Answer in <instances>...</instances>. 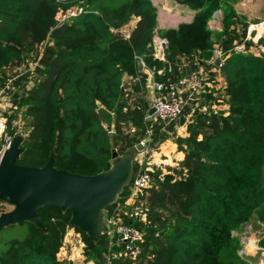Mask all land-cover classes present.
Returning a JSON list of instances; mask_svg holds the SVG:
<instances>
[{
	"label": "trees",
	"instance_id": "16d2710c",
	"mask_svg": "<svg viewBox=\"0 0 264 264\" xmlns=\"http://www.w3.org/2000/svg\"><path fill=\"white\" fill-rule=\"evenodd\" d=\"M177 1L198 10L193 21L159 30L152 0H0V89L37 58L59 11L78 5L86 10L72 18L60 40L52 37L41 77L15 98L27 125L18 162L43 167L54 151L59 169L84 175L108 170L114 149L123 154L137 143L135 136L109 133L114 117L136 124L143 133L148 111L143 99V107L123 111L124 74L140 75L143 88L142 58L154 72L163 70L161 81H174L181 75L180 58L188 61L185 72H190L195 58L218 42L228 52L216 65L224 86L212 90L221 109L195 114L189 135L178 139L185 152L183 174L158 178L141 193L150 208L147 221L125 223L144 231L139 264H252L240 255V240L233 233L251 219L264 222V53L232 49L238 38L235 0ZM218 10L223 12L222 30L209 26ZM133 15L140 19L128 37L113 30ZM156 33L167 40L166 61L154 57ZM142 88L135 86L139 92ZM13 117L7 132L14 137ZM133 176L118 200L106 207L107 214L126 205ZM37 211L45 228L25 222L24 238L0 244V264H60L72 212L54 206ZM75 229L86 244L87 261L128 264L119 255L124 243L117 236L111 239L105 231L106 248Z\"/></svg>",
	"mask_w": 264,
	"mask_h": 264
},
{
	"label": "crops",
	"instance_id": "0c3cea01",
	"mask_svg": "<svg viewBox=\"0 0 264 264\" xmlns=\"http://www.w3.org/2000/svg\"><path fill=\"white\" fill-rule=\"evenodd\" d=\"M152 1L158 9L157 29L159 30L170 27L177 28L179 24L183 22L190 23L193 21L195 14L198 12L197 9H194L184 3H180L177 0ZM218 11L222 12V10ZM139 19V16L133 15L128 22L121 25L120 28L113 27V30L118 34L128 37L132 30L136 27ZM211 24L212 19L209 22V26L212 29L222 30V23L215 27H212ZM237 25L236 27L239 31L240 29ZM254 34L255 32L250 25L249 28H247V35L245 36V38L251 42L249 45L250 47H248V51L259 54L261 52L257 50V47L262 44H260V40L258 41V43H256ZM160 37L161 36L156 33L153 41L155 45L159 43L160 39L162 38ZM48 41L49 39H47L39 46L40 53L37 58L33 62L29 63L28 66H24L19 70V73L16 75V77H14L11 86L6 91L2 103V110L7 121V126L9 123V118L12 115H14V119L12 120V124L14 126H16L18 120H22V115H19V113H23V110H21L18 107L17 103H15V98L16 96H19L23 92L29 90L41 77L39 69L43 68L42 61L47 52V48L53 45L52 43L48 45ZM237 42L238 40L235 39L233 44ZM215 47H218L217 43L215 44ZM181 60L185 61L186 59L181 58ZM143 63V70L140 71H143L146 75V81L143 83L144 89L141 87L142 80L140 75L124 74L123 76V82L125 84V99L127 103V105L123 107V111L127 112L129 108H140L143 105L142 99L148 104V111L144 118L145 126L143 133H140L142 129H140L136 124H133L132 122L126 120L117 121L116 116L114 117L113 123L110 127L111 129H113L114 134L119 132L125 135L135 136L137 138V143H139L141 140L146 141L147 148L140 152L135 158V168L136 172L149 170L152 174L155 184L158 182V178L161 179L166 173L174 174L176 176H181L183 174L184 169L181 166V162L185 157V152L179 147L178 139L185 138L189 135V124L193 121L194 116L197 112L204 113L206 110L211 109L212 102L214 103V109H221V105L216 103V94L214 93V91L222 88L224 86V82L219 69L216 67V64L212 61H203L201 63V67L207 72L208 76V83L205 86L204 91L200 90L197 92H191L187 88H181L183 112L178 118L164 121L153 117L151 120H147L146 117L148 114H150L153 98L154 96L160 94L157 90H155L151 82L153 79H155L156 81H161L159 78L163 73V70H160L158 71V73H156L149 67H147L145 65V62ZM185 63L186 65H188L186 61ZM185 67L186 66L184 64H181V66H179L181 75L176 76L174 80L188 73L185 72ZM137 84L140 86V88H142L140 92L135 89V86ZM212 90H214L213 93ZM209 98H213L214 100L208 101ZM133 128L135 129L134 131H132ZM130 196L127 201L133 202V199H131ZM71 230L72 232L69 230L67 232L64 245L58 254L59 259L62 253L65 254L66 252H71V249L67 250L68 246L77 244V237H79L80 233L78 231H75V229ZM79 243L80 245L82 244L81 238L79 240ZM64 250L66 251L63 252ZM85 264L91 263L88 261Z\"/></svg>",
	"mask_w": 264,
	"mask_h": 264
},
{
	"label": "water",
	"instance_id": "95a60500",
	"mask_svg": "<svg viewBox=\"0 0 264 264\" xmlns=\"http://www.w3.org/2000/svg\"><path fill=\"white\" fill-rule=\"evenodd\" d=\"M68 24L52 30V36L60 40ZM140 51H137V56ZM214 50L202 52L203 61L211 62ZM221 66L220 58L215 60ZM139 69L144 63L139 61ZM213 102L211 110L213 109ZM155 108L150 109V114ZM24 134L18 132L0 159V200L13 206L12 210L0 214V230L10 225L32 222L45 228L38 209L54 206L63 211L71 210L68 230L78 227L102 247H109L103 238L106 231V207L114 204L134 174L133 165L137 155L146 149L142 142L123 154L114 149L112 166L94 175H84L59 169L55 165V152L43 167L22 165L18 161L24 152Z\"/></svg>",
	"mask_w": 264,
	"mask_h": 264
},
{
	"label": "built area",
	"instance_id": "2783aa9c",
	"mask_svg": "<svg viewBox=\"0 0 264 264\" xmlns=\"http://www.w3.org/2000/svg\"><path fill=\"white\" fill-rule=\"evenodd\" d=\"M85 11V8L79 5L71 6L65 10L59 11L56 16V27L62 24H68L72 18ZM251 26L255 32V41L258 43V41L264 37V20ZM52 37V34H50L47 39H52ZM158 44H160L159 48L162 49L157 52L156 56L158 59L166 61L165 48L167 40L161 38ZM213 50L214 58L212 62L214 63L218 58L223 61V57L228 54V52L220 47H215ZM233 50L237 52H247L248 47L245 44H236ZM262 52H264L263 48ZM201 59L202 58L197 56L193 62L196 68L183 76L178 77L174 81L169 80L168 83H166L164 81H156L155 79L152 80L151 84L160 94L154 96L152 107L155 108V112L153 114H148L146 117L147 120H151L153 117L164 121L178 118L183 112L181 88H187L191 92H197L200 90L204 91L205 86L208 83V76L207 72L201 67ZM13 80L14 78H10L7 84L0 89V159L13 140V136L7 132V121L2 110L4 96ZM134 130L135 129L133 128L132 131ZM109 133L111 135L114 134L113 129L109 128ZM140 142L145 144L147 148L145 140H141ZM153 185V177L149 170L134 173L130 194V198L133 199V202L126 201V205H117L115 209L108 214L106 211V219L108 222L106 232L111 239L117 236V241L124 243V252L132 258L138 257L141 252L140 243L144 240V231L135 224H126L125 220H135L140 222L147 221L150 208L147 203L141 199V193ZM121 254L122 253L119 255Z\"/></svg>",
	"mask_w": 264,
	"mask_h": 264
},
{
	"label": "rangeland",
	"instance_id": "374dc122",
	"mask_svg": "<svg viewBox=\"0 0 264 264\" xmlns=\"http://www.w3.org/2000/svg\"><path fill=\"white\" fill-rule=\"evenodd\" d=\"M234 6L237 11V16H235V20L237 21V24H238L237 26H239L240 30L237 31L238 32V38H237L238 42L233 44V48H234V45L236 44H245L247 47H250L249 46L250 41L245 38V36L247 35V28H249L250 25L256 24L264 20V0H235ZM222 18H223L222 12L216 11L212 18V24H211L212 27H215L219 25L220 23H222ZM222 26H223V23H222ZM115 28H120V26L118 27L115 26ZM263 40L264 38L260 39V44L262 45L259 44L260 46L257 47V50L259 52H262V48L264 49ZM51 43L53 44V40L49 39L48 45H50ZM217 45L218 47L221 48L220 43L217 42ZM157 46L154 43V57L155 58H157L156 56L157 52L161 51L162 49V48H159L160 44H157ZM140 60L143 61L142 58H140ZM185 61L188 62L187 60ZM185 61L181 60L180 58V61L178 62V64L180 66L181 64L182 65L184 64L185 66H187ZM169 73L170 72H168V74ZM22 114L23 113H19V115H22ZM16 126L18 129V132L23 133V131L24 132L27 131V125L21 119L18 120V122L16 123ZM12 209H13V206L11 204L7 202H0V214L4 211H9ZM106 224L108 225L107 219H106ZM72 229H75V228H72ZM69 231L72 232V230H69ZM75 231L77 230L75 229ZM106 231H107V228H106ZM26 234H27V227L25 225H16V226L11 225V226L5 227L4 229L0 230V244L2 246V244L7 243L10 238L22 239L26 236ZM233 234L239 237V240H240L239 253L241 256L247 258L249 261H251L252 264H264V222H259L255 219H251L249 221L243 222L240 225L239 229L237 231H234ZM80 238H81V243H82L81 245L79 243ZM76 243L77 244L70 245L72 248L70 246H68V249L66 248L67 250L71 249V252H66L65 254L62 253L60 255V259H59L60 264H81V263L85 264L88 262L87 254L85 253L86 244L83 242L81 233L79 237H77ZM3 248H4V245H3ZM3 248L0 247V252L2 251ZM65 251L66 250H64L63 252ZM118 251L122 252L121 254L122 261H126L128 264H139L138 257L136 258L130 257L129 255H127V253L124 252L123 248H120ZM89 262L91 264L93 263L92 261H89ZM107 263L114 264L110 260Z\"/></svg>",
	"mask_w": 264,
	"mask_h": 264
}]
</instances>
